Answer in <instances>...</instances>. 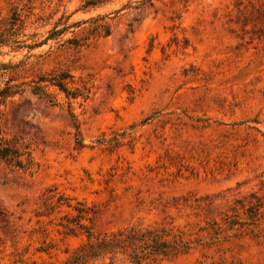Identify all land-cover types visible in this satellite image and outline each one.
<instances>
[{"label":"rangeland","instance_id":"rangeland-1","mask_svg":"<svg viewBox=\"0 0 264 264\" xmlns=\"http://www.w3.org/2000/svg\"><path fill=\"white\" fill-rule=\"evenodd\" d=\"M87 1L0 0V34L17 12L25 46L68 26L33 49L0 48V89L12 80L24 91L1 107L0 131L36 163L32 175L0 166V264H63L87 231L197 228L236 199L264 193V31L244 35L226 24L237 0H154L139 9L142 0ZM98 24L107 36L95 33ZM61 72L74 78L69 88L89 91L72 101L84 147L65 95L46 83L54 99L32 92L39 77ZM198 260L264 264V237L161 264Z\"/></svg>","mask_w":264,"mask_h":264},{"label":"trees","instance_id":"trees-1","mask_svg":"<svg viewBox=\"0 0 264 264\" xmlns=\"http://www.w3.org/2000/svg\"><path fill=\"white\" fill-rule=\"evenodd\" d=\"M154 0H142L138 2L134 9L153 6ZM103 3V0L87 1V7H96ZM235 16L228 12L229 19L226 24L237 26L245 34L263 33L264 28V0L254 2V0H237L235 3ZM251 28L248 31V28ZM24 28V21L15 12L10 28L0 34V48L11 45L15 49H33L42 46L50 39L62 35L68 29L54 28L49 32L47 39L41 42L35 41L33 45H23L19 40L21 30ZM95 33L107 36L110 29L107 24H98L94 27ZM25 36V35H24ZM37 37L30 35V38ZM255 39V38H254ZM264 39L263 35H258L257 40ZM11 65H2L1 70H10ZM50 77H39L32 92L35 95L54 99L51 94L45 91L46 87L41 84L46 83L58 89L65 95L69 104V116L76 128V142L84 147L80 134V124L72 109V101L77 99H87L88 89L69 88L74 83V78L67 72L51 74ZM9 80L5 87L0 89V116L1 107L5 106L8 99L23 93L21 86L11 85ZM87 91V92H86ZM148 119L141 122L145 124ZM5 165L11 171H23L30 175L36 172L34 162L27 147L20 146L17 142L5 138L0 131V166ZM49 198L48 200H51ZM63 198H59L61 202ZM81 212V211H80ZM82 227V225H79ZM69 233H74L75 229L67 227ZM84 228V227H82ZM88 233V240L85 244L77 248L63 264H92L93 262L109 258H124L130 264H161L164 260H176L199 249H217L218 253L228 250L235 242H239L244 235L250 236L253 240H260L264 237V193H249L234 201L228 213H225L220 220L205 222L204 226L197 228L189 225L181 227L174 223L154 222L150 225L138 224L118 230L112 233L92 234ZM228 245V246H227ZM195 264H206L204 261H197Z\"/></svg>","mask_w":264,"mask_h":264}]
</instances>
